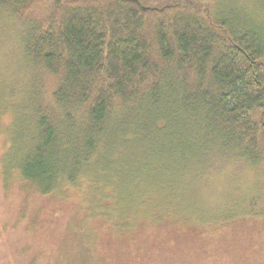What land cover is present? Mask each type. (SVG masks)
Instances as JSON below:
<instances>
[{
    "label": "trees",
    "instance_id": "obj_1",
    "mask_svg": "<svg viewBox=\"0 0 264 264\" xmlns=\"http://www.w3.org/2000/svg\"><path fill=\"white\" fill-rule=\"evenodd\" d=\"M0 197V264H264V0H0Z\"/></svg>",
    "mask_w": 264,
    "mask_h": 264
},
{
    "label": "rangeland",
    "instance_id": "obj_2",
    "mask_svg": "<svg viewBox=\"0 0 264 264\" xmlns=\"http://www.w3.org/2000/svg\"><path fill=\"white\" fill-rule=\"evenodd\" d=\"M67 204L63 205L62 207L57 208V210L55 211V207L51 206L49 209H45V215L46 218L48 220L53 221L54 223L50 224V229H52L54 232V241H58L59 237H63V240H66L65 237L67 238V236L65 235H69L71 234V230L72 228H70V223H71V206L72 203L71 201L66 202ZM35 208V207H34ZM34 208L33 210L30 211L29 214L27 215L26 219L31 218V214L34 212ZM16 204L8 206L6 201L3 200L0 197V242L1 240H3V243H5V247L8 249L9 252H11L13 249H20V247H24V245L27 246H31L33 245V247L31 249L28 250V253L32 254L35 256V252H36V245L38 244H42L43 241H39L36 238L33 239L32 233L31 235L27 234V232H25L24 230H22L23 225L25 224V222H23V224L20 225V227L18 229L15 230H10L9 227L11 226V222L12 220H14L13 218L15 217V213H16ZM54 212V214L52 215V213ZM1 223H7V229L4 231L2 230L3 226L1 225ZM49 227V226H48ZM65 236V237H64ZM109 240V238L107 237L106 234L103 235V237L98 238L96 236V234L94 232L91 233V237H90V243L88 239H84L81 244H80V257L82 258L81 262L78 264H114V261H111V259L108 258V254L107 253H112L113 249H112V245L110 246H102V245H98L94 248V242H104ZM53 241V242H54ZM163 242V241H161ZM161 242H156V244H159ZM100 244V243H98ZM96 245V244H95ZM211 245H213L214 248L217 247L216 242H211ZM3 246V245H2ZM5 247L3 246V248L5 249ZM193 249L194 251L192 252L191 250V246H184L181 249V252L179 254V263L180 264H188L189 259L191 258V255H195V251L196 248L199 247L198 243L193 244ZM58 252L59 250L56 249ZM55 251V250H54ZM183 251V253H182ZM6 251H2V253H4ZM33 252V253H32ZM51 252V251H50ZM49 251H47V254H43L41 255L40 258L42 259H46V257L48 255H50ZM62 253L66 254V251H61ZM59 252V255L57 256V260L55 261V263H59V262H65L66 260L69 261V264H75L74 260H70V258H66L65 254H62ZM54 254H56L54 252ZM125 258L127 259V261L122 262V263H116V264H153L152 261H145V259H143V257L140 255H138V257L132 258V259H128V255H125ZM19 257L23 258L25 257L23 255V253L19 252ZM194 264H198V263H194Z\"/></svg>",
    "mask_w": 264,
    "mask_h": 264
}]
</instances>
